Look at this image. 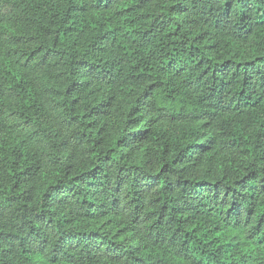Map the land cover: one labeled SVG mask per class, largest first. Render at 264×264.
Segmentation results:
<instances>
[{
	"label": "trees",
	"instance_id": "16d2710c",
	"mask_svg": "<svg viewBox=\"0 0 264 264\" xmlns=\"http://www.w3.org/2000/svg\"><path fill=\"white\" fill-rule=\"evenodd\" d=\"M0 264H264V0H0Z\"/></svg>",
	"mask_w": 264,
	"mask_h": 264
}]
</instances>
